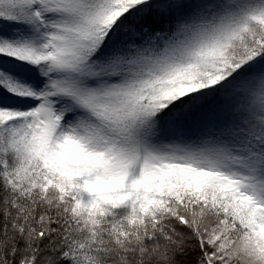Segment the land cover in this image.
<instances>
[{
  "label": "snow or ice",
  "instance_id": "snow-or-ice-1",
  "mask_svg": "<svg viewBox=\"0 0 264 264\" xmlns=\"http://www.w3.org/2000/svg\"><path fill=\"white\" fill-rule=\"evenodd\" d=\"M0 264H264V0H0Z\"/></svg>",
  "mask_w": 264,
  "mask_h": 264
}]
</instances>
